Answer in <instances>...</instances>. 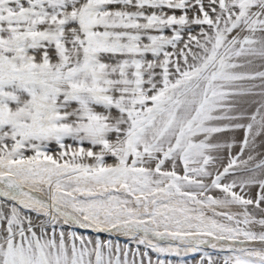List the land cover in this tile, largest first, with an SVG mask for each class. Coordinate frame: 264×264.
Returning <instances> with one entry per match:
<instances>
[{
    "label": "snow or ice",
    "instance_id": "obj_1",
    "mask_svg": "<svg viewBox=\"0 0 264 264\" xmlns=\"http://www.w3.org/2000/svg\"><path fill=\"white\" fill-rule=\"evenodd\" d=\"M0 264H264V0H0Z\"/></svg>",
    "mask_w": 264,
    "mask_h": 264
}]
</instances>
